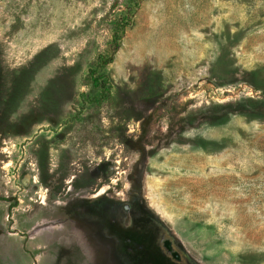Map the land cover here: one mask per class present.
Listing matches in <instances>:
<instances>
[{
  "label": "rangeland",
  "instance_id": "374dc122",
  "mask_svg": "<svg viewBox=\"0 0 264 264\" xmlns=\"http://www.w3.org/2000/svg\"><path fill=\"white\" fill-rule=\"evenodd\" d=\"M0 264H264V0H0Z\"/></svg>",
  "mask_w": 264,
  "mask_h": 264
},
{
  "label": "trees",
  "instance_id": "16d2710c",
  "mask_svg": "<svg viewBox=\"0 0 264 264\" xmlns=\"http://www.w3.org/2000/svg\"><path fill=\"white\" fill-rule=\"evenodd\" d=\"M123 32V27H121L120 23H116L115 25V32L114 37L111 41V43L107 46L106 51L104 53H100L98 57L90 63L89 69H88V76L91 80V83L98 85L99 84V78L96 76L97 72H99L101 69L105 68L110 61L112 60V57L115 53V51L119 48L120 43V37ZM105 89H107L105 87ZM14 205H10V210H12Z\"/></svg>",
  "mask_w": 264,
  "mask_h": 264
}]
</instances>
